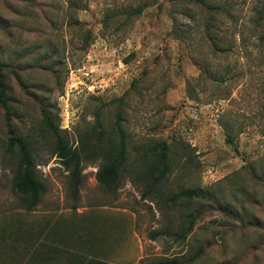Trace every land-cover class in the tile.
Masks as SVG:
<instances>
[{"label": "rangeland", "instance_id": "obj_1", "mask_svg": "<svg viewBox=\"0 0 264 264\" xmlns=\"http://www.w3.org/2000/svg\"><path fill=\"white\" fill-rule=\"evenodd\" d=\"M201 1L0 0L12 121L45 188L22 207L0 107V264H40L41 247L58 264H264V0ZM120 114L129 159L108 189ZM48 122L81 151L76 191ZM151 138L175 141L160 181ZM193 188L207 198H175Z\"/></svg>", "mask_w": 264, "mask_h": 264}, {"label": "trees", "instance_id": "obj_2", "mask_svg": "<svg viewBox=\"0 0 264 264\" xmlns=\"http://www.w3.org/2000/svg\"><path fill=\"white\" fill-rule=\"evenodd\" d=\"M179 1L193 4L201 3L210 6L207 1L198 2V0H178V2ZM211 8L214 9L215 7L212 5ZM141 11V7H138L136 10L137 14ZM259 19H261V15ZM132 55L133 54H130L127 58H125V61L128 62ZM7 91L8 88L3 71V63L0 60V107L3 108L5 113V120L8 129V147L10 150H15L17 152V164L13 171V188L22 207L26 210H32L40 203L44 195L45 188L38 177L37 169L32 158L30 144L17 133L13 125L12 108L9 103ZM121 120H123V118L120 114L118 115L117 125L113 127V132L111 134L113 135L112 137L114 140L109 141L108 145L104 148L105 154L107 155L106 163L97 174L99 183L108 189L116 188L119 182V176L126 169L129 159L127 147L128 139L120 124ZM48 126L56 140V153L62 159L65 166L72 169V188L76 191L78 186L81 184V151L78 148L68 145L67 141L60 136L57 125L55 126L52 122H48ZM150 140L151 144L149 150L145 157H143V163L145 164L144 172L149 179L157 175L155 180L160 181L170 171V162L172 161L171 150L175 141L168 143L166 141H158L155 138H151ZM232 140L233 139L227 135V141L231 143ZM175 198L186 201L203 200L207 198V192L199 188L185 189L177 193ZM187 230H190V228ZM187 230L178 233L177 236L184 237ZM36 253L37 258L41 262L40 264H58L59 256L55 251H50L48 248L43 249V247H41ZM177 263L176 259H162L151 264ZM66 264L110 263L96 258H86L77 255L69 258V262Z\"/></svg>", "mask_w": 264, "mask_h": 264}]
</instances>
